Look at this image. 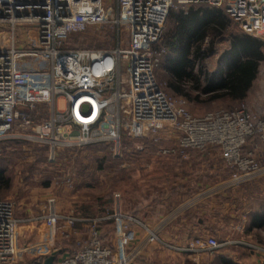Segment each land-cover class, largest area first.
<instances>
[{"label":"built area","instance_id":"1","mask_svg":"<svg viewBox=\"0 0 264 264\" xmlns=\"http://www.w3.org/2000/svg\"><path fill=\"white\" fill-rule=\"evenodd\" d=\"M198 5L222 9L243 32L264 42V0H0V142L26 139L47 145L51 159L61 147L98 142L113 143L114 154L119 155L126 150L124 137L149 140L158 147V155L217 145L227 165L235 168L222 189L264 177V163L254 151H244L249 138L264 143V118L245 104L195 116L188 100L170 95L156 77L165 53L157 45L170 12ZM24 27L31 28L32 40L19 33ZM89 28H110L115 45L104 49L68 46L72 34ZM23 55L37 67L32 75H42L41 64H47V83L25 85L18 59ZM59 100L64 101L63 108ZM107 118L112 124L106 132L102 128ZM167 140L175 144L163 146ZM215 192L195 195L184 207H194ZM121 206L120 195L115 194L110 214L82 218L63 214L51 199L48 212L18 218L14 203L0 199V264L18 263L20 226L37 220L62 233L77 222L89 226V240L78 242L82 243L79 250L54 264H133L156 242L180 253L213 251L225 245L212 236H196L187 245L165 242L161 234L168 221L152 226ZM102 219L113 220L117 240L113 248L100 237ZM135 227L145 232L137 243ZM258 248L264 253V248Z\"/></svg>","mask_w":264,"mask_h":264},{"label":"rangeland","instance_id":"2","mask_svg":"<svg viewBox=\"0 0 264 264\" xmlns=\"http://www.w3.org/2000/svg\"><path fill=\"white\" fill-rule=\"evenodd\" d=\"M221 17L223 20L227 16L222 12ZM176 25L175 20L169 18L159 41L164 44L165 53L156 69V77L165 90L174 97H185L189 102L188 109L198 117L214 110L238 108L244 103L251 111L264 118V99L260 98L264 88V59L260 63L257 80L251 94L242 102L227 98L206 101L205 96L201 97L202 100L194 101L170 89L168 82L171 74L167 68V61L170 60V47L166 46V42L177 31ZM212 28L207 30L201 42V52L206 54L202 63L205 66L204 70H209L214 74V72L223 71L224 65L219 66V61L230 47L231 36L241 34L242 30L231 20L225 29L217 28V26ZM19 33H23L25 38L33 39V36H30L31 28L29 27H24ZM127 37V32H125L124 38L127 39ZM114 45L115 35L110 28H89L85 32L72 34L68 41L70 48L104 49ZM262 51L264 53V42ZM18 59L20 63H28L22 74L26 86L27 83L45 84L49 81V78L44 77L47 75V64H41L39 73L42 72V75L39 74V80L34 81L29 77L30 72H33V67L30 65L31 61L28 56H19ZM200 67L201 63L197 62L194 73H197ZM188 90L191 94H196L195 90L191 88ZM58 106L63 108L64 101L59 100ZM106 120L107 125H104L102 129L107 132L112 119L107 118ZM170 136H172L171 133ZM249 142L246 144H249V151H255L264 144L260 140L252 141L251 139ZM162 144L173 146L175 141L167 140ZM112 145L113 143L98 142L82 147H61L57 149L56 158L51 159L47 145H39L26 139L1 141L0 170L4 171L8 182L7 184L0 183V199L14 203L18 218H25V215L30 213L36 215L38 211L48 207L51 199L55 200L57 209L63 214L77 216L76 214H83L87 210L96 212L100 205L112 208L114 196L119 194L121 208L124 212L129 213V211L140 208L139 216L141 217L138 218L142 221L146 220L145 222L152 226L168 221L163 226L162 233L168 235V238H173L171 239L173 241L163 239L164 235L161 234L165 242L177 244V240L182 241L193 219L187 216L195 214L204 219L205 224L203 223L202 226L208 227V236L225 243L221 249L229 248L236 254L238 252L264 254L261 250V252L258 251V247L264 248V231L261 232V236H258V232L247 233L239 220L246 207L244 202L247 201V199L243 201L238 199L237 190L242 185L222 189V186L225 187L224 184L231 180L235 168L227 165L219 146L209 145L204 150L192 149L184 154L158 155L156 153L158 147L149 140L140 141V139L124 137L122 145L126 147L127 152L124 153L123 150L121 154L115 155ZM139 145H144L145 149H137ZM211 146L215 147L210 148ZM262 159L258 158V160ZM263 179L264 177H261L246 184L248 186L261 184L264 183ZM209 190L216 191L211 198L200 201L194 207H184L192 197L209 192ZM207 200H212V208L209 213L203 214L197 208ZM201 208L204 207L201 206ZM183 219L187 222L179 226L177 223ZM195 224L193 225L197 226L198 222ZM174 230L178 231L176 232L177 237L174 236ZM146 251L154 256L150 258L151 264L162 263L158 257L160 252L166 254L161 257L166 263L177 262L172 255V250L160 242L148 245L143 252ZM143 252L137 258L138 260L141 256L143 258ZM146 257L149 258L148 255L145 259ZM137 259L134 262H137Z\"/></svg>","mask_w":264,"mask_h":264},{"label":"trees","instance_id":"3","mask_svg":"<svg viewBox=\"0 0 264 264\" xmlns=\"http://www.w3.org/2000/svg\"><path fill=\"white\" fill-rule=\"evenodd\" d=\"M184 10L179 9L178 12L172 10L168 17L170 20L173 18L177 24V31L166 42V46L170 47V60L167 61V68L171 76L168 86L177 94L194 101L202 100V96L206 97V101L225 98L238 102L243 101L259 73L260 63L264 59L263 42L243 31L241 34H234L231 36L230 47L219 61V66L223 64L225 67L224 73L218 71L213 74L209 70L205 71V66L202 63L206 54L201 52V42H203L207 30L212 26L225 29L228 27L230 19L225 14L227 20L225 18L222 20L221 16L224 11L208 5L192 6L188 10ZM157 46L161 49L164 44L159 43ZM197 62L201 63V67L197 73H194ZM190 88L196 91L195 95L190 93L188 90ZM251 139L259 141L257 138H249L248 141L251 142ZM7 182L4 171L0 170V183L7 184ZM110 209L105 205H100L96 212L87 210L83 214L92 218L95 217L92 215L107 213ZM129 213L139 217L140 208L129 211ZM187 217L197 216L189 214ZM253 218L257 220L259 216ZM258 222L256 221L255 224L264 226V214L260 216ZM101 239L104 242L103 237ZM36 261L38 260L33 259L31 262Z\"/></svg>","mask_w":264,"mask_h":264},{"label":"crops","instance_id":"4","mask_svg":"<svg viewBox=\"0 0 264 264\" xmlns=\"http://www.w3.org/2000/svg\"><path fill=\"white\" fill-rule=\"evenodd\" d=\"M33 67V72L35 74L37 67L34 66L32 62H30ZM23 67H27L28 63H21ZM39 67V66H38ZM223 71L221 73L223 74L225 71V67H222ZM32 71L31 76H32ZM32 78L34 81L39 80L38 75H33ZM258 76V75H257ZM45 78H49L48 75L44 76ZM31 80V79H30ZM29 80V81H30ZM257 77L255 81L253 82V85L251 89L248 92V95L245 99L248 98V96L251 94L255 83H256ZM260 98L264 99V88L261 92ZM245 99L243 101H245ZM242 102V101H240ZM244 104V103H242ZM144 139H140V141ZM263 143V142H262ZM249 145V144H248ZM247 147H244V151L247 152L249 150ZM215 147V146H213ZM212 146L210 148H213ZM209 148V149H210ZM207 151V150H206ZM254 151V150H253ZM127 152L124 150V153ZM257 158H264V144L260 146L257 150L254 151ZM262 156V157H261ZM260 163H264V159L258 160ZM264 180V179H263ZM261 182V181H260ZM239 192L238 199L240 201L246 200L244 202L245 209L242 212L241 218L239 219L240 222H242L243 226L246 228L247 233H256L258 232V236H261V232L264 231V226L256 225L255 222L259 223V218L264 214V183H258L253 184V186L242 185L237 190ZM227 195V194H226ZM225 195V196H226ZM228 197V196H227ZM212 200H207L203 205L198 206L197 210H200L203 212V214L209 213L211 211V205ZM56 206V204H55ZM203 206L204 208H201ZM57 208V207H56ZM48 207L41 209L36 214H41L43 212H48ZM58 210V209H57ZM113 211V206L107 213L110 214ZM107 213L103 214H96L92 215L95 217H104ZM79 217L82 218H90L89 215L84 214H76ZM33 216L32 213L29 215H25V217H31ZM196 216V215H195ZM198 216V215H197ZM259 216V218L256 220L253 217ZM92 217V218H95ZM141 217V216H139ZM193 218V217H192ZM146 221V220H145ZM203 218H197L194 217L191 221V224H189L188 233H186L185 236H183L182 241H176L179 245H187L192 238H195L196 236H204L206 237L208 233V227L202 226ZM111 222V223H109ZM187 220L183 219L181 222H178L177 224L181 226L183 223H186ZM198 222L197 226H194ZM176 225V224H175ZM196 225V224H195ZM177 227V226H175ZM136 240L134 243L141 240L145 232L138 227L134 228ZM99 232L100 237L104 239V242L111 246L112 248L117 246V240L114 234V227H113V220L112 219H102L99 223ZM175 237L178 236V234L175 231ZM164 235V233H162ZM208 236V235H207ZM163 239H168L170 241H173L168 238V235L162 236ZM90 238V232H89V226L84 222H77L75 226L69 227L66 229L65 233H62L60 230H58L56 227H49L45 224L43 221H33V222H24L20 226V234L18 236V247H19V253H18V263L17 264H28L29 261H32L33 259L42 260L45 262L47 257H49L51 254H53L55 251L54 249L56 246H60V251L57 252V259L63 256H68L70 254L75 253L77 250L80 249L82 243L78 242H84L89 240ZM154 249V248H153ZM174 259H176V263L174 264H264V254H248L247 252H233L229 250V248H223V249H216V250H205L201 251L200 253H192V252H176L171 251ZM158 254V253H157ZM143 258L141 256V259H137V262H134L133 264H151L150 258L152 259L151 252H143ZM148 255L149 258L145 259V256ZM150 255V256H149ZM166 254L164 252H160L158 254V257L160 258L161 264H169L166 263L161 259V257H164ZM170 255V254H169ZM56 259V260H57ZM55 260V262H56ZM54 262V263H55ZM230 262V263H229ZM30 263V262H29Z\"/></svg>","mask_w":264,"mask_h":264},{"label":"water","instance_id":"5","mask_svg":"<svg viewBox=\"0 0 264 264\" xmlns=\"http://www.w3.org/2000/svg\"><path fill=\"white\" fill-rule=\"evenodd\" d=\"M57 259V253L54 252L45 260L44 264H54L55 260Z\"/></svg>","mask_w":264,"mask_h":264},{"label":"bare ground","instance_id":"6","mask_svg":"<svg viewBox=\"0 0 264 264\" xmlns=\"http://www.w3.org/2000/svg\"><path fill=\"white\" fill-rule=\"evenodd\" d=\"M81 120H86V119H84V118H81Z\"/></svg>","mask_w":264,"mask_h":264}]
</instances>
